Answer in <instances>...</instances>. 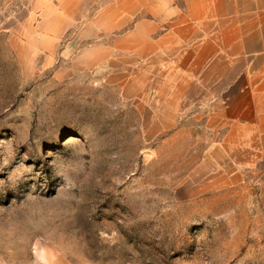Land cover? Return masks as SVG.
Wrapping results in <instances>:
<instances>
[{"label": "rangeland", "instance_id": "374dc122", "mask_svg": "<svg viewBox=\"0 0 264 264\" xmlns=\"http://www.w3.org/2000/svg\"><path fill=\"white\" fill-rule=\"evenodd\" d=\"M29 2L0 0V264L41 245L81 264H264V162L232 174L218 131L156 128L99 74L71 77Z\"/></svg>", "mask_w": 264, "mask_h": 264}, {"label": "crops", "instance_id": "0c3cea01", "mask_svg": "<svg viewBox=\"0 0 264 264\" xmlns=\"http://www.w3.org/2000/svg\"><path fill=\"white\" fill-rule=\"evenodd\" d=\"M26 1L37 46L64 47L71 77L99 74L156 128L218 131L232 174L264 162V0ZM27 264L81 263L41 245Z\"/></svg>", "mask_w": 264, "mask_h": 264}]
</instances>
